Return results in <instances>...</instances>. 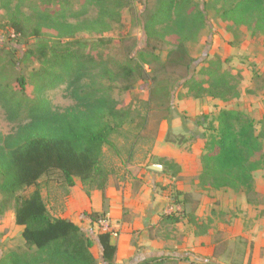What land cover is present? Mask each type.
Returning <instances> with one entry per match:
<instances>
[{"label":"rangeland","instance_id":"rangeland-1","mask_svg":"<svg viewBox=\"0 0 264 264\" xmlns=\"http://www.w3.org/2000/svg\"><path fill=\"white\" fill-rule=\"evenodd\" d=\"M68 1L67 8L62 10L61 5L67 3L66 0H0V86L15 91L18 77L30 78L32 70L39 67L37 52L40 47L51 55L52 49L68 43L72 50L87 54L93 67L78 85L79 89L108 96L120 126L102 149L108 185L117 184L126 173L131 174L135 164L164 163L169 167V160L154 153L161 135L168 143L191 149L196 141L194 137L207 135L206 128L222 109L240 111L246 106L249 118V112L259 116L260 109L254 107V103L264 102V11H260L261 17L253 13L242 15L230 12L237 0H190L184 5L185 14L200 12L204 25L171 35L158 28L155 38L148 40L144 31L148 15L145 13L153 9L152 0ZM177 1L182 5L187 0ZM262 6L264 10V3ZM57 10H61L62 15ZM13 18L21 21V34L14 33ZM36 29H39L38 36L34 35ZM65 29H68L67 34L60 31ZM182 44L183 51L193 59L189 70L184 52L174 51ZM129 64L141 66L152 79H140L136 71L125 73L124 67ZM194 68L196 78H203L199 72L206 68L221 73L226 71L233 76L239 86L232 100L195 98L178 87ZM28 83L27 93L30 94L32 85ZM168 89L172 91L169 117ZM48 95L53 109L59 112L76 104L66 88ZM182 107L190 110L181 111L180 125L172 129L168 122L176 118L173 113L177 115ZM14 130L15 126L6 120L0 107V133L8 135ZM40 184L46 205L50 204L48 195L53 191L65 195L67 190L56 175L42 178ZM255 189L260 193L255 191V195L249 196L248 207L242 208L240 204L246 200L244 193L224 191L221 194L224 205H217L208 212V220L213 219L216 224L212 256L196 257L174 247L163 254L186 259L178 264H264V167L254 173ZM231 200L235 202L234 207L230 205ZM13 214V199L0 193V260L10 252L21 254L25 251ZM165 224L170 226L161 235H173L175 240L178 231L172 227L174 224ZM224 225L232 229L241 227L242 235L226 237L227 234L218 231ZM203 227L197 232L205 233L207 230ZM97 232L102 233V230Z\"/></svg>","mask_w":264,"mask_h":264},{"label":"trees","instance_id":"trees-1","mask_svg":"<svg viewBox=\"0 0 264 264\" xmlns=\"http://www.w3.org/2000/svg\"><path fill=\"white\" fill-rule=\"evenodd\" d=\"M66 1L61 5L62 10L67 8L69 1ZM152 2L153 9L145 13H148L144 24L148 40L155 38L158 28L171 35L205 24L200 12L185 14L184 5L190 0L182 5L177 0ZM263 3L264 0H237L230 12L242 15L253 13L261 17L259 13L264 11ZM56 12L62 15L61 10ZM11 27L14 33H22L21 21L17 18L12 19ZM68 29L60 31L67 34ZM34 35H39V29L34 31ZM183 50V44L174 49L178 52ZM51 52L48 55L45 48L38 49V69L32 70L28 79L18 77L15 91L0 86V107L6 120L15 126L11 134L0 133V193L13 199L14 222L22 228L21 238L25 247L21 254L8 253L0 264H98L91 252L92 241L79 226L48 214L40 181L56 175L67 188L73 187L78 180L86 191L104 192L108 185V173L102 163V149L120 126L108 96L79 89L78 85L93 67L88 55L72 50V45L68 43L57 46ZM184 57L189 70L193 59L186 52ZM161 67H164L163 64ZM123 71L127 74L136 71L140 79H152L137 64H129ZM199 73L203 74V78H196L195 68L192 74L188 71L178 87L186 89L195 98L232 100L239 86L233 76L226 71L221 73L208 68ZM28 81L32 85L30 94L27 93ZM61 88L69 90L76 102L64 112L54 110L48 97L49 93ZM171 97L172 91L168 89V117ZM205 131L208 134L202 136L204 146L200 156L198 187L202 191L242 192L249 202V196L256 193L254 173L264 167V115L256 121L242 111L222 109ZM199 197H186L183 210L162 215L161 222L177 224L186 220L196 227V234L203 224L206 231L209 221L199 224L194 216ZM88 217L92 223L105 219L103 214L95 213ZM110 238L111 232L98 234L103 260L108 263L113 261L116 252ZM185 260L162 255L137 264H178Z\"/></svg>","mask_w":264,"mask_h":264},{"label":"crops","instance_id":"crops-1","mask_svg":"<svg viewBox=\"0 0 264 264\" xmlns=\"http://www.w3.org/2000/svg\"><path fill=\"white\" fill-rule=\"evenodd\" d=\"M245 107L240 111L246 114ZM254 107L260 109L259 116H256V113L251 115L252 112H249V116L260 120L264 115V102L254 103ZM187 108H179L177 115L176 112L173 113V117L176 118L168 122L172 129L179 127L178 117L181 116V111L190 110ZM188 116L193 117L191 114ZM202 136L201 134L199 137H194L196 138L194 145L192 143L191 149H185L166 142L161 135L156 142L154 153L166 161L169 160V167L164 163L156 164L162 170L155 172L148 169V166L153 165L152 163L135 164L134 168H131V174L126 173L118 179L117 184L108 185L104 192L86 191L80 181L76 180L73 187L67 188L65 195L56 191L48 195L50 204L46 205L47 212L52 218L65 219L79 226L92 241L91 252L98 260V264H132L137 261L139 263L148 258L167 255L163 252L170 250L171 247L184 252L189 251L196 257L207 254L212 256L215 248L213 232L216 224L213 219L208 220V212L217 205H224L221 194L224 191L231 193V190L202 191L198 187V176L201 171L200 156L203 148ZM255 191L260 193L259 189ZM195 195L200 197L194 208V216L201 223L205 220L209 221L207 231L196 234L195 226L186 220H181L172 225L178 231L175 232L177 235L175 240L173 235L162 236L166 227L170 225L159 223L161 216L181 212L184 199L193 198ZM241 203L242 208L248 207L246 200H242ZM230 205L234 207L235 202L231 200ZM91 213L103 214L110 224L111 232L116 233L110 238V243L116 247L111 263L103 260L97 232L101 226L99 222H91L88 217ZM12 217L14 219V214ZM17 228L21 233L22 228L18 226ZM240 228L232 229L224 225L218 231L227 234L226 237L230 234V238H234L242 235Z\"/></svg>","mask_w":264,"mask_h":264},{"label":"built area","instance_id":"built-area-1","mask_svg":"<svg viewBox=\"0 0 264 264\" xmlns=\"http://www.w3.org/2000/svg\"><path fill=\"white\" fill-rule=\"evenodd\" d=\"M99 225L101 226L102 233L111 232L110 227H109L110 224L108 223L106 218L103 220H100ZM115 235H116L115 232H111V236H115Z\"/></svg>","mask_w":264,"mask_h":264},{"label":"water","instance_id":"water-1","mask_svg":"<svg viewBox=\"0 0 264 264\" xmlns=\"http://www.w3.org/2000/svg\"><path fill=\"white\" fill-rule=\"evenodd\" d=\"M148 169L149 170H151V171H155V172H160L162 169H161V167L160 166H158V165H150V166H148ZM168 256L170 255V254H167ZM166 255V256H167ZM162 256V255H161ZM172 256V255H171ZM138 263V261L137 262H134V263H132V264H137Z\"/></svg>","mask_w":264,"mask_h":264}]
</instances>
